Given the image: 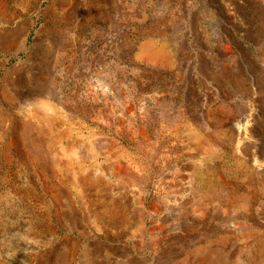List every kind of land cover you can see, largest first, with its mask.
<instances>
[{
  "label": "rangeland",
  "instance_id": "rangeland-1",
  "mask_svg": "<svg viewBox=\"0 0 264 264\" xmlns=\"http://www.w3.org/2000/svg\"><path fill=\"white\" fill-rule=\"evenodd\" d=\"M263 2L0 0V264H264Z\"/></svg>",
  "mask_w": 264,
  "mask_h": 264
},
{
  "label": "bare ground",
  "instance_id": "bare-ground-1",
  "mask_svg": "<svg viewBox=\"0 0 264 264\" xmlns=\"http://www.w3.org/2000/svg\"><path fill=\"white\" fill-rule=\"evenodd\" d=\"M263 7H264V2H263V6H262V8L261 9H263ZM153 39V38H152ZM245 58V57H244ZM240 64V63H239ZM239 68V67H238ZM237 68V69H238ZM242 68H239L238 70L240 71H238L239 73H241V70ZM254 70H258V65H256L255 63H252V64H250V63H247V66H246V68H244L243 69V71L245 72V74L244 75H249V73L251 74V76H249V80L250 81H256L255 80V77L256 76H254V74L252 73V71L254 72ZM242 75V74H241ZM244 78H246L245 76H244ZM119 80V79H118ZM257 83V82H256ZM212 84V83H211ZM253 86V85H252ZM243 87V86H242ZM241 87V91H246V90H244L243 88ZM212 88V87H211ZM238 88H240V87H238ZM226 90V89H225ZM214 92V91H213ZM213 94V93H212ZM249 95V94H248ZM184 96V95H183ZM225 96V95H224ZM72 97V96H71ZM201 97V96H200ZM126 98V97H125ZM203 99V98H202ZM36 101V100H35ZM205 102V101H204ZM205 105V104H204ZM204 105H202V106H204ZM206 106V105H205ZM126 110V109H125ZM198 110V109H197ZM187 112V111H186ZM199 113V112H198ZM126 114V113H125ZM188 114H189V112H188ZM204 114H205V112H204ZM131 115V114H130ZM187 115V114H186ZM191 115V114H190ZM200 115V114H199ZM195 116H197V115H195ZM185 117V116H184ZM246 117V116H245ZM247 117H248V119H249V116L247 115ZM244 118V117H243ZM234 119V118H233ZM239 122H240V119H239ZM239 122H237V124H238V127H237V138H238V140L239 139H243V138H246L247 137V135H248V133H249V129H248V126H247V124H248V122H245V124H241L240 125V123ZM247 123V124H246ZM250 123V122H249ZM188 125V124H187ZM190 127V126H189ZM192 128V127H191ZM216 132V131H215ZM140 134V133H139ZM223 135H224V133H223ZM145 136V135H144ZM211 136V135H210ZM218 136V135H217ZM230 139V138H229ZM110 141V140H109ZM242 141V140H241ZM253 143V142H252ZM110 145V144H109ZM228 150V149H227ZM220 152V151H219ZM252 153H254V152H252ZM97 154V153H96ZM145 157V156H144ZM246 158V157H245ZM206 159V158H205ZM224 161V160H223ZM264 161V160H263ZM211 162V161H210ZM245 163H248V164H251V163H253V164H256L257 163V160H256V158H255V155L254 154H248L247 155V158H246V161H245ZM229 164V163H228ZM245 167H246V165H245ZM193 169V168H192ZM216 170V169H215ZM229 171V170H228ZM216 172V171H215ZM222 172H223V170H222ZM189 173V172H188ZM243 174V173H242ZM198 175V174H197ZM187 177V176H186ZM198 177V176H197ZM227 177V176H226ZM224 178V177H223ZM231 178V177H230ZM197 183V182H196ZM223 185V184H222ZM193 186V185H192ZM228 186V185H227ZM184 187V186H183ZM222 187V186H221ZM225 188V187H224ZM209 190V189H208ZM213 196V195H212ZM182 197V196H181ZM227 199V198H226ZM182 200V199H181ZM182 202V201H181ZM209 203H212V202H209ZM228 203V202H227ZM230 205V204H229ZM202 211V210H201ZM211 218V217H210ZM231 219V218H230ZM228 220V219H227ZM236 220H237V218H236ZM221 223V222H220ZM237 224H239V223H237ZM229 225V224H228Z\"/></svg>",
  "mask_w": 264,
  "mask_h": 264
}]
</instances>
